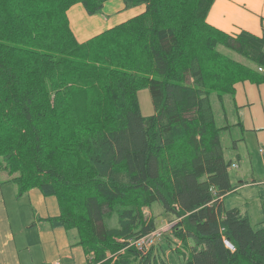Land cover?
Returning <instances> with one entry per match:
<instances>
[{
  "label": "trees",
  "instance_id": "trees-1",
  "mask_svg": "<svg viewBox=\"0 0 264 264\" xmlns=\"http://www.w3.org/2000/svg\"><path fill=\"white\" fill-rule=\"evenodd\" d=\"M108 1L0 0V175L18 197L57 199L60 214L43 221L75 231L87 264H166L133 245L157 229L143 213L154 204L179 219L163 255L179 240L185 264H264V216L254 228L226 203L231 126L216 125L211 99L264 81V36L210 24L215 0H122L145 10L79 42L70 8L91 16ZM261 196L264 214V183Z\"/></svg>",
  "mask_w": 264,
  "mask_h": 264
},
{
  "label": "rangeland",
  "instance_id": "rangeland-1",
  "mask_svg": "<svg viewBox=\"0 0 264 264\" xmlns=\"http://www.w3.org/2000/svg\"><path fill=\"white\" fill-rule=\"evenodd\" d=\"M235 1L241 4H248L251 8H254L255 4L258 8L262 3L261 0H256V3L253 0ZM74 6H81V10L79 11L81 15H83L79 18L74 17L75 23H79L82 27L89 28L95 27L94 22H96L98 24L96 25L98 26V30L103 29L110 24L116 25L119 20L129 17L131 14H137L136 12L138 10H141V12L145 10L144 6H137L133 9L126 10L122 0H110L104 5L101 13L90 16L87 14L80 2L76 3ZM74 6H72L70 10ZM218 7L219 4L215 7V13L217 12ZM70 10L68 11L69 20ZM76 11L78 13V10ZM71 28L73 32L76 33L78 27L75 28L74 25H71ZM230 54L237 61L247 63V61L241 56L233 53ZM238 84V92L234 94L237 102V109L235 112L232 109H229V106L226 105L228 99H230L229 94L224 96L225 109L222 106L224 105V101H219L217 95L212 94L211 99L216 116V125L218 127L234 125L231 131L224 130L221 134L224 153L226 158L232 163L230 167L231 180L234 186H237L236 191L227 197L226 203H230L232 205L234 204L244 211V213H247L250 216L253 227L258 228L259 223L262 221L264 216L262 211L263 203L261 196L264 183V81L261 83L245 81ZM259 85L262 86L259 87ZM138 97L142 115L145 117L152 116L155 110L149 88H141L138 92ZM237 123H240V125H237ZM27 196L28 195L24 197H17L18 200L15 201V206L19 210V213L30 216L33 209L31 207V202L27 199ZM11 204V201L8 200V205L11 206ZM10 208L12 215H16L17 212L14 207ZM143 213L148 218H155L157 229L149 234L150 240L154 237L152 245L148 244L142 251L138 248L136 249L141 253H147L152 247H154L155 251L157 249L156 254L158 258L159 256H162L166 261V264H185L184 256H182L183 254H175V251H177L176 247L180 246L179 240L176 242V247H174L173 250H165V255L162 254L163 244L168 246L166 238L171 235L173 237V227L177 225L179 219L175 218L171 213L166 212L165 208L161 204H154L150 209L145 208ZM117 225L118 219L113 217L110 226ZM31 233V237L36 239L41 238L38 232L33 230ZM187 245L191 250V246L194 245V243L188 239ZM34 247L35 248L33 250L35 255L38 258L46 260L43 261L45 262L44 264H54L55 262L68 264L66 261H59V256L54 252L53 245L50 255H46L47 257H43L42 254L38 256L36 251L38 248L37 243H34ZM189 248H185L186 253H189ZM84 261L85 258L84 255H82L73 264H83Z\"/></svg>",
  "mask_w": 264,
  "mask_h": 264
},
{
  "label": "crops",
  "instance_id": "crops-1",
  "mask_svg": "<svg viewBox=\"0 0 264 264\" xmlns=\"http://www.w3.org/2000/svg\"><path fill=\"white\" fill-rule=\"evenodd\" d=\"M253 1L256 3V0ZM261 2L258 8L256 4L254 8H251L248 4H241L235 0H215L207 21L213 26L234 36H237L245 30L263 37L264 0H261ZM218 4V10L215 13V7ZM76 10H78V13ZM79 10H81V6H74L69 12L71 25H74L75 28L78 27L75 34L79 42H84L115 25L110 24L98 30V26H96L98 24L94 22L95 27H82L74 21V17L79 18L83 16ZM136 13H141V10H138ZM134 15L131 14L129 17L119 20L116 24ZM261 86L259 85V87ZM235 89V93L238 92L239 84L236 85ZM224 100L225 98L223 97ZM236 103V97L230 95V99H228L226 105L235 112L237 109ZM223 104L222 106L225 109V101ZM237 125H240V123H237ZM229 126H231L229 129L231 131L234 125ZM26 195H28L27 199L31 202L33 209L30 216L19 213V210L15 206V201L18 200L17 189L10 181H7L6 177L0 175V264H44L45 262L43 261L46 260L38 258L35 255L33 250L35 248L34 243L38 244V248L36 249L38 256L41 254L43 257L50 255L53 245L54 252L59 256V261L62 260L68 264H73L79 257L84 255L85 261L83 264H87L88 256L76 244L75 231H66L63 228L51 229L43 221V219L55 217L60 214L57 199L55 197H45L38 189H33L22 197ZM8 200L11 201V206L8 205ZM232 206L237 207L234 204ZM10 207H14L17 212L16 215H12ZM242 212L244 213V211ZM33 230L38 232L41 238L36 239L31 237ZM60 263L55 262L54 264Z\"/></svg>",
  "mask_w": 264,
  "mask_h": 264
},
{
  "label": "built area",
  "instance_id": "built-area-1",
  "mask_svg": "<svg viewBox=\"0 0 264 264\" xmlns=\"http://www.w3.org/2000/svg\"><path fill=\"white\" fill-rule=\"evenodd\" d=\"M259 70L261 72H264L263 68H259ZM153 241H154V237H153V239L150 240L149 235H146L145 237H141L138 240L134 241L133 245H135L136 248H138V249H140V251H142L144 248L147 247L148 244L152 245ZM224 243H225L226 247L228 249H230L231 251L235 250L234 245L228 239L225 238Z\"/></svg>",
  "mask_w": 264,
  "mask_h": 264
}]
</instances>
